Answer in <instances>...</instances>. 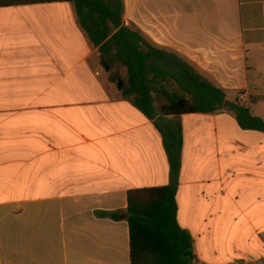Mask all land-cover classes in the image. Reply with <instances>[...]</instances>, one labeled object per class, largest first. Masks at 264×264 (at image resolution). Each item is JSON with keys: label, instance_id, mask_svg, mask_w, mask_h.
I'll return each mask as SVG.
<instances>
[{"label": "crops", "instance_id": "obj_1", "mask_svg": "<svg viewBox=\"0 0 264 264\" xmlns=\"http://www.w3.org/2000/svg\"><path fill=\"white\" fill-rule=\"evenodd\" d=\"M123 2L126 25L264 120L248 103L264 96V0ZM78 24L71 3L0 8V264H130L127 192L169 182L160 133L112 97ZM180 121L177 221L196 264L264 262V133Z\"/></svg>", "mask_w": 264, "mask_h": 264}, {"label": "trees", "instance_id": "obj_2", "mask_svg": "<svg viewBox=\"0 0 264 264\" xmlns=\"http://www.w3.org/2000/svg\"><path fill=\"white\" fill-rule=\"evenodd\" d=\"M71 3L80 28L100 57L125 68L121 89L161 137L169 164L165 186L127 192L124 218L128 224L130 264H196L193 240L177 221L176 193L181 168L182 126L187 114H226L244 131L264 133V120L252 115L238 99L228 102L215 87L179 54L153 45L134 26L123 21V0H0L1 7ZM162 101L157 109L155 100ZM264 102L250 95L248 103ZM103 216L118 219L114 213ZM241 264V263H236ZM250 264H264L254 262Z\"/></svg>", "mask_w": 264, "mask_h": 264}, {"label": "rangeland", "instance_id": "obj_3", "mask_svg": "<svg viewBox=\"0 0 264 264\" xmlns=\"http://www.w3.org/2000/svg\"><path fill=\"white\" fill-rule=\"evenodd\" d=\"M106 1H110V0H106ZM128 26L131 27V26H134V25L131 24V25H128ZM148 41L150 43H152L153 45H155L152 40L148 39ZM155 46H157V45H155ZM103 63H106V65L109 67V71L108 72L105 71V69L103 67ZM95 72L97 74H99V77L101 76V78L105 79V82H106L107 86L111 90L113 98L121 97V89L123 88V86L126 84V81H127V75H126L125 68L121 67L120 65H118V64H116L114 62H112V63L108 62L107 59L100 57L99 54H98L96 56ZM119 82L122 84L120 89H118V83ZM131 99H132V97H130V99L127 100V102L130 103ZM162 103H163L162 101H159V99H156L154 104H155L156 108L158 109L162 105Z\"/></svg>", "mask_w": 264, "mask_h": 264}, {"label": "water", "instance_id": "obj_4", "mask_svg": "<svg viewBox=\"0 0 264 264\" xmlns=\"http://www.w3.org/2000/svg\"><path fill=\"white\" fill-rule=\"evenodd\" d=\"M103 67H104V69H105L106 72L109 71V67L106 65V63H103ZM121 86H122V84L119 82V83H118V89H120Z\"/></svg>", "mask_w": 264, "mask_h": 264}]
</instances>
